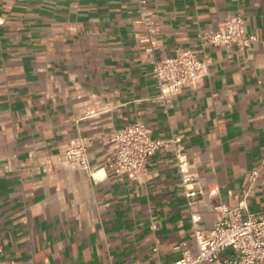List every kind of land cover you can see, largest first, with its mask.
<instances>
[{
    "label": "crops",
    "instance_id": "1",
    "mask_svg": "<svg viewBox=\"0 0 264 264\" xmlns=\"http://www.w3.org/2000/svg\"><path fill=\"white\" fill-rule=\"evenodd\" d=\"M159 61L192 50L205 77L158 100L138 0H0V262L174 264L246 197L264 215V0H148ZM231 15L249 49L207 43ZM136 122L165 145L140 183L105 168L114 130ZM76 139L93 177L54 165ZM180 151L199 180L193 207ZM258 172L255 181L251 180ZM236 255L222 254L217 264Z\"/></svg>",
    "mask_w": 264,
    "mask_h": 264
},
{
    "label": "built area",
    "instance_id": "2",
    "mask_svg": "<svg viewBox=\"0 0 264 264\" xmlns=\"http://www.w3.org/2000/svg\"><path fill=\"white\" fill-rule=\"evenodd\" d=\"M138 23L143 27L145 36L141 43H148L147 59L152 65L153 75L159 91L158 100L169 108L173 100L184 89L194 88L205 77L207 65L192 50L180 51L176 56L159 61L156 51L160 48L158 37L159 23L148 8V0H138ZM3 21L0 19V26ZM256 40L248 35L245 19L241 15L228 16L219 29L208 35L207 43L215 48L249 49ZM112 146L105 168L118 178H126L140 184L147 176L149 159L165 145L163 140L154 138L152 131L143 123L136 122L131 126L114 130L109 139ZM181 185L185 188L189 207H193L198 196L199 180L190 173V165L185 155L176 153ZM56 166L80 170L93 177L95 174L89 161V144L76 139L67 145ZM258 172L251 180L255 181ZM220 214L214 226L205 230L199 226L200 218L192 215L195 234V246L189 249L182 246L181 258L174 264H217L222 254L230 251L236 255L225 264H264V215L255 216L250 212L246 197L236 207L220 206ZM0 264H11L0 262Z\"/></svg>",
    "mask_w": 264,
    "mask_h": 264
}]
</instances>
